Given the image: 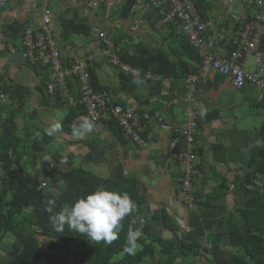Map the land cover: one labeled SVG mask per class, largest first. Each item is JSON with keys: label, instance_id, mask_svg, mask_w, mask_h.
<instances>
[{"label": "crops", "instance_id": "1", "mask_svg": "<svg viewBox=\"0 0 264 264\" xmlns=\"http://www.w3.org/2000/svg\"><path fill=\"white\" fill-rule=\"evenodd\" d=\"M130 1L118 0L111 17L106 19L103 7L91 8L86 0L62 2L7 0L6 6L0 10V85L19 84L31 92L26 113L17 116L21 137L26 139L33 135L36 137L38 127L45 130L54 123L57 111L63 113L62 120L68 113L66 105L54 102L46 88L44 86L41 88L43 82L47 83L42 69L29 65L21 57L22 28L25 29L27 25L39 26L42 8L49 7L52 20L50 29L57 40L63 64H70L74 56L88 59L87 64L94 72L98 85L105 89L104 92L111 96L113 101L138 107L140 113L138 126L142 130V135L148 139L149 145L147 148H140L124 137L118 138L109 123L98 122L96 124L99 126L85 139L73 137L72 130L62 131L60 136L63 142L51 137L37 162L29 164L32 173L43 181L41 174L43 166L47 168L55 166L54 157H62L71 164L57 166L63 171L83 168L101 180L119 179L126 186L130 185V188L133 184L138 193L145 198L141 205L134 201L137 210L129 215L135 221L134 224L148 227L143 218H154L157 221L155 228L149 227L152 234L161 232L162 237L170 239L172 233L168 229L171 221L176 223L175 218L180 217L188 223L191 213L177 201L181 178L180 166L168 152L173 135L179 137L183 111L187 106L185 93L181 87L184 80L177 79L175 72L184 70V63H187L189 70H192L191 65L196 64L181 51L184 38L178 26L170 25L156 29L154 23L157 17L151 8L138 6L132 11L129 10ZM199 10L203 21H210L217 27L219 40L214 52L225 55L230 51L231 38L240 29V24L252 17L254 8L249 4V0H203ZM63 19L64 22L69 20L70 29L72 19L75 22L81 20L84 25L90 27L91 35L70 33L64 36ZM138 22L140 24L136 28ZM98 31L104 32L111 39V46L105 45L98 38ZM159 49L171 55V62L179 64L181 68L176 70L175 67L165 64L161 70L167 74L166 76L159 78L150 72L145 75V80H152L153 84L142 83L137 89H131L130 84L126 83L122 87L120 80L122 73L137 76L140 71L131 67L136 74L122 70L120 58L128 55H134L138 59L149 58ZM262 49L264 50V40ZM249 68L251 70L254 68L252 59L249 61ZM200 85L194 103L198 116L204 119L205 116L202 117L200 114L202 109L207 110L206 114L218 113L216 117L199 127L196 136V145L199 151H202V155L199 154L195 162L193 190L196 194H208L222 183H232L237 176L244 180L242 177H245L246 172L242 167L247 163L246 155L236 152L232 155L228 152L232 146L240 148L241 151L238 153L245 152L246 144L251 141L249 135L254 136V130L264 122V109L256 107L263 94L251 85L238 91L228 78L214 71H210ZM2 106L0 105V123L4 115ZM28 125H34V129L30 130ZM247 131H251L252 134H245ZM47 137L43 136L46 142ZM27 140L30 143V140ZM216 144H223L224 147L216 149L218 160L214 161L211 145ZM26 159L24 156L23 160ZM203 163L201 170L197 166ZM24 166L25 164L20 163L14 169L23 170ZM1 179L2 177L0 183ZM232 190L231 185L227 201L229 209L234 211L238 194ZM60 192L59 188L56 193ZM30 210L29 207L24 209L26 213ZM50 239L52 238L48 236H37L42 256L35 264H47V258H64L72 264L73 259L65 256L70 245ZM22 247L19 239L11 234L5 235L0 241V259H14L15 251L21 250ZM222 247L232 250L227 237H223ZM141 264L155 263L143 261Z\"/></svg>", "mask_w": 264, "mask_h": 264}, {"label": "trees", "instance_id": "2", "mask_svg": "<svg viewBox=\"0 0 264 264\" xmlns=\"http://www.w3.org/2000/svg\"><path fill=\"white\" fill-rule=\"evenodd\" d=\"M202 2L203 0H194L198 9ZM132 4L131 0L129 10ZM165 8L167 9L168 6L165 5ZM151 11L158 17V9L151 8ZM70 24L71 29L69 20L64 22L63 19L64 36H68L70 33L83 36L91 35L90 27L84 25L81 20L75 22L72 19ZM20 33L23 37V28ZM181 51L196 64L195 66L191 65L192 70H189L187 63H184L185 69L175 72V77L183 81L189 74L198 72L201 59L185 38L181 44ZM120 61L122 64H127L132 69L140 71L137 76L124 75L123 73L120 75L121 86L124 87L126 83H129L131 89H137L140 86L133 82L135 79L142 80L143 85L153 84L152 80H145V75L148 72L159 78L166 76L167 74L161 70L165 64L175 67L176 70L181 68L179 64L171 62V55L162 49L157 50L149 58L138 59L134 55H128L125 58H120ZM63 65L68 64L64 63ZM35 68L42 69L47 79L48 71L45 68L41 66ZM88 70L92 87L96 91L104 92L105 89L98 85L90 65H88ZM43 86L46 88L45 82L42 83L41 88ZM66 86L67 92L73 100L79 102L81 94L78 80L68 77ZM181 87L184 90L183 84ZM199 87L201 85L198 86L197 92ZM161 91L162 87L159 88V97H161ZM0 92L7 98L5 104H0L3 105V113L6 112L5 118L0 123V177H2L0 183V241L5 235L11 234L23 245L21 250L15 251L14 259H0V264H35L42 256L37 236H48L52 238L50 240H57L58 243L65 245L69 244L70 247L65 256L73 259L72 264H141L148 259L155 264H203L198 261L200 256L205 259V264H264V122L254 130V136L249 135L251 141L246 144L245 152L238 153L241 151L240 148L233 146L229 152L227 151L232 155L235 152L246 155L247 163L242 167L246 172L245 177H242L244 180L241 179V176H237L232 183H222L211 193L196 194L194 192L199 211L190 213L187 223L189 230L184 231L180 239L176 237L179 226L173 221L168 229L172 233V238L165 239L161 232L152 234L149 227L155 228L157 221L154 218H143L148 223V227H143L139 224L135 225L133 218L127 216L123 221L119 239L111 245H107L104 242L92 241L86 235L76 231L72 233L67 226L63 232H56L49 219L51 214L44 210V202L47 199H55V213L60 211L64 205L71 206L77 199L91 194L101 185L110 191L127 192L138 205L143 204L144 196L138 193L133 184L130 188V185L126 186L119 179L115 181L101 180L83 168H70L63 171L57 166L61 164L71 166V164L62 157H54L55 166L50 169L43 166L41 171L43 181H40L37 175L28 172L25 167L19 171L14 169L20 163L23 165L27 162L36 163L44 146H47L52 138L47 137V142L43 140L44 130L38 126V132L42 134V138L33 135V137L27 138L30 140L29 143L25 137L20 135L17 116L26 113L27 102L31 96L29 89L19 84L0 85ZM51 98L54 102L67 106L68 113L62 120L63 132L71 131V122L77 116L84 114V108L71 106L59 92H56V95ZM256 107L264 109V95ZM217 115L218 113L215 115L206 114L203 120L198 116L199 127ZM107 123L118 138L124 137L114 120L110 119ZM33 127L34 125H28L30 130L34 129ZM244 133L252 134L251 131ZM173 138H176V134L173 135ZM257 141L261 143L257 144ZM219 147L224 146L223 144L211 145L214 161L218 160L216 149ZM185 148V143L180 141L173 152L178 154ZM199 154L202 155V151L198 149L197 156ZM24 156L27 157L26 160H23ZM177 162L179 163V161ZM203 165L204 163L197 167L203 170ZM42 182L46 183L45 187H41ZM231 185L233 186L232 191L238 194L234 211L229 209L227 201ZM59 188L61 192L58 194L56 191ZM26 207L31 209L30 212L24 211ZM165 221L163 222L165 223ZM129 228H142L143 232L138 240L140 248L135 255H127L122 251ZM223 237L228 238L232 250L222 247ZM205 240L211 243L210 250L204 249ZM202 251H204L203 255ZM47 264L69 263L64 258H47Z\"/></svg>", "mask_w": 264, "mask_h": 264}, {"label": "built area", "instance_id": "3", "mask_svg": "<svg viewBox=\"0 0 264 264\" xmlns=\"http://www.w3.org/2000/svg\"><path fill=\"white\" fill-rule=\"evenodd\" d=\"M62 2L63 0H56ZM91 8L103 7L104 17L109 19L118 0H86ZM131 10L138 6L145 9L159 10L154 23L156 29H163L171 24L180 28L183 38L191 48L198 53L201 64L197 73L189 74L183 81L187 106L183 111V121L179 130V137L173 138L169 145V154L179 161L181 178L178 185L177 201L190 212L198 213L196 197L193 190V180L196 175L195 162L197 159L196 136L199 130L198 113L194 108L198 86L210 71H214L228 78L238 91L247 85L258 88L264 95V0H249L254 8L253 15L241 23L240 29L230 40L228 54L219 55L214 52L219 40L217 27L210 21H203L194 0H132ZM7 0H0V10L6 6ZM165 5L168 8H165ZM42 20L39 26L27 25L21 39V57L31 66H41L47 73L46 91L52 97L59 92L68 103L73 106H82L84 114L77 116L70 124H78L79 117L88 116L95 123L114 120L120 127L124 137L140 148L148 147V139L142 135L138 126L140 113L134 104L122 105L113 101L106 92L96 91L91 85L88 64L85 58L74 56L71 63L63 65L60 49L53 32L50 29L51 9L42 8ZM136 25V28L139 26ZM97 36L105 45L111 46V39L102 31ZM253 60L254 68H249V61ZM117 63V62H116ZM122 70L137 73L130 67L120 65ZM74 77L80 84L81 99L75 102L67 92L66 79ZM6 96L0 92V104H5ZM6 113V112H5ZM4 113V114H5ZM6 115V114H5ZM183 141L185 150L174 154L178 142ZM46 183L42 182L41 187ZM176 221V218H175ZM177 223V222H176ZM176 237L180 239L184 231L189 230L184 221L179 225ZM204 249L210 250L211 243L207 240ZM204 251H202V255ZM202 258V256H200ZM199 258V259H200ZM205 264V260L203 261Z\"/></svg>", "mask_w": 264, "mask_h": 264}, {"label": "clouds", "instance_id": "4", "mask_svg": "<svg viewBox=\"0 0 264 264\" xmlns=\"http://www.w3.org/2000/svg\"><path fill=\"white\" fill-rule=\"evenodd\" d=\"M138 86L143 83L140 79L133 81ZM206 109L201 110V116H205ZM63 113L57 111L54 123L44 130L43 135L54 137L63 142L60 134L63 131ZM79 123L72 127V135L77 139H85L99 126L88 116L79 117ZM37 137L42 138L40 132ZM261 143L257 141V144ZM47 159V158H46ZM45 211L50 213V222L56 232H63L65 226L71 231L86 235L95 242H104L111 245L120 237L124 219L137 210L136 203L127 192L107 190L103 185L99 186L86 197L79 198L71 206L64 205L62 209L54 213L55 199H47ZM176 222L183 226L184 221L176 217ZM143 235L142 228H129L124 247V254L135 255L138 248V240Z\"/></svg>", "mask_w": 264, "mask_h": 264}, {"label": "rangeland", "instance_id": "5", "mask_svg": "<svg viewBox=\"0 0 264 264\" xmlns=\"http://www.w3.org/2000/svg\"><path fill=\"white\" fill-rule=\"evenodd\" d=\"M252 62H253V60H252ZM5 116H6V115L4 114V115L2 116V118L4 119ZM29 164H30V163L27 162V163L25 164L24 167H25V169H26L28 172L32 173V169L30 168ZM48 168L50 169L51 167H48ZM138 249H139V248H137L136 251H137ZM146 261L150 262L151 260L148 259V260H146ZM198 261H199V263H200V262L203 263L204 258L202 257V258L198 259ZM151 262H152V261H151Z\"/></svg>", "mask_w": 264, "mask_h": 264}]
</instances>
